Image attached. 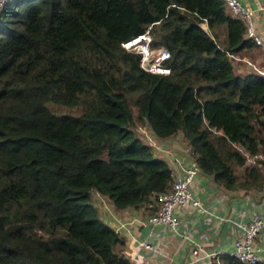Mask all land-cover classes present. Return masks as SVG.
Returning a JSON list of instances; mask_svg holds the SVG:
<instances>
[{
	"label": "trees",
	"instance_id": "16d2710c",
	"mask_svg": "<svg viewBox=\"0 0 264 264\" xmlns=\"http://www.w3.org/2000/svg\"><path fill=\"white\" fill-rule=\"evenodd\" d=\"M149 25L152 45L170 52L168 74L143 69L121 46ZM254 44L223 0H7L0 264H131L92 191L153 213L170 186L167 161L139 138L135 120L161 138L180 131L218 185L263 186L264 159L250 165L247 154L263 152L264 74L237 73L229 55ZM210 264L245 263L222 252Z\"/></svg>",
	"mask_w": 264,
	"mask_h": 264
},
{
	"label": "crops",
	"instance_id": "0c3cea01",
	"mask_svg": "<svg viewBox=\"0 0 264 264\" xmlns=\"http://www.w3.org/2000/svg\"><path fill=\"white\" fill-rule=\"evenodd\" d=\"M241 1L250 7L264 4V0ZM256 24L264 40V12L256 14ZM205 30L208 31V26ZM219 37H223V32ZM236 55L239 58L249 59L264 69V49L258 44L242 49ZM235 69L239 74L251 71L244 62ZM162 143L169 146L187 144L180 131L162 138ZM263 154L264 152H261L259 156ZM194 183L193 194L207 206V209L199 210L192 205L176 209L179 232L189 230L195 236L207 234V239L211 242L210 245L205 246L207 251H231L236 236L242 231V225L249 220L252 213L257 211L264 213V185L247 191L242 188L228 189L218 185L208 174L199 175ZM92 200L97 203L100 216L111 226L116 221L125 222L128 230L121 235L124 237V243L128 245L127 250H131L130 246L134 238L135 241L144 239L155 245V251H141L142 262H135L127 254L131 264H210L212 262V257L207 256L203 251L200 259L191 262L189 245L181 239L180 235L163 225L142 222L151 214L145 206L117 208L110 199L95 190L92 191ZM205 214H208L210 218L207 219ZM129 234L134 238L129 239ZM126 245L123 246V250ZM255 247L260 262L264 263V228L256 239Z\"/></svg>",
	"mask_w": 264,
	"mask_h": 264
},
{
	"label": "built area",
	"instance_id": "2783aa9c",
	"mask_svg": "<svg viewBox=\"0 0 264 264\" xmlns=\"http://www.w3.org/2000/svg\"><path fill=\"white\" fill-rule=\"evenodd\" d=\"M7 0H0V10L4 7ZM227 11L234 17L239 18L243 22L244 36L251 38L256 44L264 49V40L260 36V32L256 24V14L264 12V4H259L257 7H250L241 0H223ZM206 25V19L203 18L199 22L202 26ZM149 25L143 32L131 36L127 40L121 42V46L129 51L136 52L140 55V66L153 73H170V67L166 61L170 57V52L163 45H152V35ZM206 29L204 26H202ZM235 60L243 61L251 70L264 74V69L259 68L253 61L244 57H238L234 53H229ZM136 133L139 138L149 144L156 155L164 158L171 169V184L166 191L156 194L155 210L149 214L144 223H151L152 225H163L170 231L180 235L181 239L188 243L190 248L191 262L200 259L203 251L212 259H217L222 252L214 250H206V245L211 242L207 239V234L203 233L195 236L191 231L178 230V218L175 210L185 206H194L199 210L206 211L207 206L202 201L194 196L192 191L196 178L204 173L198 165L196 160V153L191 146L185 144L182 146H169L162 143V138L157 136L149 127L148 124L138 125ZM207 219L209 215L205 214ZM115 229L119 235L124 239L123 235L128 228L123 221H116L114 223ZM264 228V213L257 211L252 213L249 220L242 225V231L236 236L233 249L227 253L235 256L237 259L245 264H256L260 258L256 252L255 242L260 234L261 229ZM133 237L129 234V239ZM134 238V237H133ZM131 250H127L126 245L124 252L131 256L135 262H142V250L155 251V245L147 240L141 239L133 242Z\"/></svg>",
	"mask_w": 264,
	"mask_h": 264
},
{
	"label": "rangeland",
	"instance_id": "374dc122",
	"mask_svg": "<svg viewBox=\"0 0 264 264\" xmlns=\"http://www.w3.org/2000/svg\"><path fill=\"white\" fill-rule=\"evenodd\" d=\"M201 26V25H200ZM202 26H204L206 29H207V26L205 25V23H203V25ZM201 26V27H202ZM203 28V27H202ZM240 63H243V62H241V61H239L238 62V65H240ZM245 63V62H244ZM246 64V63H245ZM247 65V64H246ZM258 67L259 68H262L263 69V67H260L259 65H258ZM51 107H54V108H56L57 110H58V112H74V113H76V112H78L79 111V107H73V108H68V107H64V108H62V109H60L59 107H57V106H51ZM133 109V112H134V115H135V108H132ZM143 124H146V123H144V122H139V121H137V120H135V123L134 124H132L131 126H132V128L136 131V129H137V126L138 125H143ZM262 150H263V152H264V147H262ZM264 159V154L262 155V156H259V154H257V155H250V154H247V163L248 164H250V165H253V164H257L258 163V159ZM257 166L258 167H260V165L259 164H257ZM242 171H243V169L242 168H240V167H238L237 168V173L239 174V175H241V173H242ZM103 207V206H102Z\"/></svg>",
	"mask_w": 264,
	"mask_h": 264
},
{
	"label": "clouds",
	"instance_id": "9594fccd",
	"mask_svg": "<svg viewBox=\"0 0 264 264\" xmlns=\"http://www.w3.org/2000/svg\"><path fill=\"white\" fill-rule=\"evenodd\" d=\"M127 50V49H126ZM163 74V73H162ZM127 255V254H126Z\"/></svg>",
	"mask_w": 264,
	"mask_h": 264
}]
</instances>
